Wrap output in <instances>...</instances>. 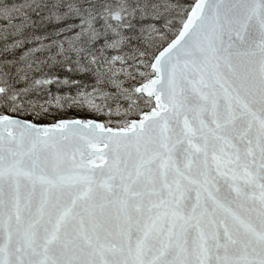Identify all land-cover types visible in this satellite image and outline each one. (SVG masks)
Returning a JSON list of instances; mask_svg holds the SVG:
<instances>
[{
    "label": "snow or ice",
    "instance_id": "1",
    "mask_svg": "<svg viewBox=\"0 0 264 264\" xmlns=\"http://www.w3.org/2000/svg\"><path fill=\"white\" fill-rule=\"evenodd\" d=\"M0 264H264V0H0Z\"/></svg>",
    "mask_w": 264,
    "mask_h": 264
}]
</instances>
